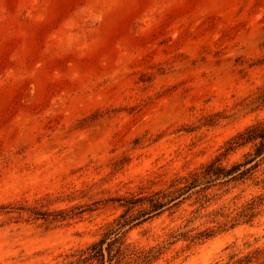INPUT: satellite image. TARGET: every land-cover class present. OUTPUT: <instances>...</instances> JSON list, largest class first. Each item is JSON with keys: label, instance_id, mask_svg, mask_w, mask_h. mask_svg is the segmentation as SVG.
<instances>
[{"label": "rangeland", "instance_id": "rangeland-1", "mask_svg": "<svg viewBox=\"0 0 264 264\" xmlns=\"http://www.w3.org/2000/svg\"><path fill=\"white\" fill-rule=\"evenodd\" d=\"M262 119L264 0H0V264H68L119 198L210 161ZM256 177L228 198L264 194V162ZM181 224L164 214L127 243L164 246L151 264H264V204L252 224L169 244Z\"/></svg>", "mask_w": 264, "mask_h": 264}, {"label": "trees", "instance_id": "trees-1", "mask_svg": "<svg viewBox=\"0 0 264 264\" xmlns=\"http://www.w3.org/2000/svg\"><path fill=\"white\" fill-rule=\"evenodd\" d=\"M248 145L251 150L244 154L243 160L223 162V157ZM222 149L220 155L185 174H176L161 187L119 198L122 213L107 225L99 241L74 254L76 259L68 264L92 259L101 264H151L166 248L161 245L147 249L138 247L127 243V235L133 228L164 214L184 223L170 233L173 240L169 244L180 239L205 241L239 225L252 224L261 214L264 194H252L243 203L239 202V194L231 198L228 195L248 181L260 183L256 172L264 162V119L246 126L227 140ZM261 182L264 183V179ZM23 210L35 218H63L62 211H42L37 206L23 207ZM201 219L212 225L204 229L193 225ZM250 261L244 258L235 264Z\"/></svg>", "mask_w": 264, "mask_h": 264}]
</instances>
